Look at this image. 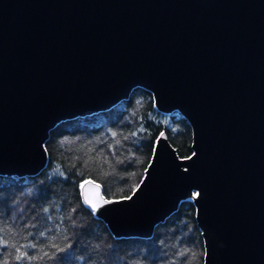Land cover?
Masks as SVG:
<instances>
[{
    "label": "water",
    "instance_id": "obj_1",
    "mask_svg": "<svg viewBox=\"0 0 264 264\" xmlns=\"http://www.w3.org/2000/svg\"><path fill=\"white\" fill-rule=\"evenodd\" d=\"M139 87L193 152L162 133L130 199L89 180L84 204L115 239H150L192 201L204 264H264V0H0V176L40 174L57 125Z\"/></svg>",
    "mask_w": 264,
    "mask_h": 264
},
{
    "label": "trees",
    "instance_id": "obj_2",
    "mask_svg": "<svg viewBox=\"0 0 264 264\" xmlns=\"http://www.w3.org/2000/svg\"><path fill=\"white\" fill-rule=\"evenodd\" d=\"M162 133L180 158L191 156L189 122L179 112H160L140 87L108 111L57 125L45 145L46 169L33 177L0 176V264H204L192 201L150 239H115L82 200L89 180L109 200L130 197Z\"/></svg>",
    "mask_w": 264,
    "mask_h": 264
},
{
    "label": "bare ground",
    "instance_id": "obj_3",
    "mask_svg": "<svg viewBox=\"0 0 264 264\" xmlns=\"http://www.w3.org/2000/svg\"><path fill=\"white\" fill-rule=\"evenodd\" d=\"M197 197V195H194L193 198L195 199Z\"/></svg>",
    "mask_w": 264,
    "mask_h": 264
},
{
    "label": "snow or ice",
    "instance_id": "obj_4",
    "mask_svg": "<svg viewBox=\"0 0 264 264\" xmlns=\"http://www.w3.org/2000/svg\"><path fill=\"white\" fill-rule=\"evenodd\" d=\"M130 198H131V197H129V199H130ZM20 259H23V256H21Z\"/></svg>",
    "mask_w": 264,
    "mask_h": 264
}]
</instances>
